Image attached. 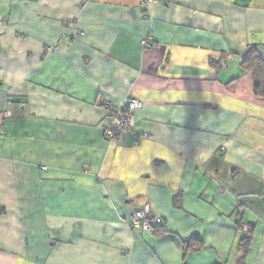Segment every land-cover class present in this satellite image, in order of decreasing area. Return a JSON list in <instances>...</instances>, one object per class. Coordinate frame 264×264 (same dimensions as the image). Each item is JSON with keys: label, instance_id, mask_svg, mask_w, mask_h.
Returning <instances> with one entry per match:
<instances>
[{"label": "crops", "instance_id": "1", "mask_svg": "<svg viewBox=\"0 0 264 264\" xmlns=\"http://www.w3.org/2000/svg\"><path fill=\"white\" fill-rule=\"evenodd\" d=\"M38 3L0 0V36L8 26L22 43L54 46L38 34L45 17L30 8ZM60 3L72 13L70 19L58 18L61 26L92 36L109 56L90 64L68 53L39 63L31 51L21 57L2 49L0 73H26L52 97L62 95L65 84L85 96L89 84L77 70L90 75L103 67L110 75L106 89L118 93L111 97L113 106L120 107L121 97L141 102L135 129L146 136L137 147L126 132L106 139L105 125L57 115L71 105L52 97L37 105L30 100L32 89L5 86L0 75V264H49L57 254L63 264H237L243 254L237 244L233 255L228 240L212 243L210 235L251 224L243 254L247 264L252 243L264 235V168L227 164L223 143L231 137L254 143L264 136V95L244 65L254 45L264 68V0ZM145 39L149 47L143 46ZM121 72L129 74L135 96L124 90ZM99 93L93 90L92 102ZM202 150H211L212 159L200 163ZM106 151L109 159L129 160L120 169L122 179L105 176L112 191L98 181L96 165L87 171L89 161ZM252 160L264 166V152ZM221 199L231 206L217 213L222 219L206 221L193 211L200 204L215 207ZM143 206L160 218L156 230L139 232L125 224ZM170 218L191 232L182 235ZM193 236L201 248L185 251L183 241Z\"/></svg>", "mask_w": 264, "mask_h": 264}, {"label": "clouds", "instance_id": "2", "mask_svg": "<svg viewBox=\"0 0 264 264\" xmlns=\"http://www.w3.org/2000/svg\"><path fill=\"white\" fill-rule=\"evenodd\" d=\"M8 5L5 4L4 8L7 9ZM69 7L67 4L60 3V0H40V3L30 5V8L39 10L41 15L45 19L40 21V32L38 34L43 35L46 39H49V44L54 46H49L47 49L41 47L39 44H34L30 40H25L23 43L18 36L13 35L14 29L12 27L5 26L4 31L5 35L0 36V50L10 49L13 54H20L23 57L26 52H33L35 56L39 59V63H43L45 59L49 56L55 55L61 57L68 53H74L81 60L87 59L88 63H95L96 57H108L109 53L102 49V46L90 35L80 34L74 35V29L68 27H62L58 22V18L67 17L71 18L72 13L65 12L63 9ZM221 18H217L219 22ZM67 33V34H66ZM70 37V39H68ZM157 51H161V48H158ZM71 66V65H70ZM76 69L74 66H71ZM77 70V69H76ZM77 72L84 77L89 84V95L81 96L77 91L69 92L68 89L70 85L65 84V91L62 95H57L52 97L50 95L51 91L42 90L43 85H37L36 82L29 77L26 73H0L2 75L5 86L11 87L12 89H32L30 93V100L37 105H43L49 97H52L55 100L62 101L71 105V108L68 110H59L57 115L63 113L64 115H72L74 118L79 117L81 120L87 119L92 124L106 125L112 120L115 122L114 117L105 116V111L113 106V101L111 97L118 96V93L115 89L107 88V82L110 79L109 71L103 67H98L97 70L91 72L90 75H85L82 72ZM121 83L124 85V90L132 92V95L135 96L136 93L132 91L133 85L128 82L129 74L126 72L118 73ZM99 88L100 93L97 95L95 102L93 101V90ZM111 94V96L109 95ZM23 95L24 93L21 92ZM120 111L123 112L125 107H131V103L124 100L121 97ZM102 106V107H101ZM83 109V111H79ZM119 114H117L118 116ZM103 117V119L101 118ZM228 129H223L222 131H227ZM113 135H119V132L111 129ZM137 136L141 135L139 131L135 133ZM226 153L223 157V160L227 164L240 163L245 164L246 167L250 168L253 171H259L264 166L256 165L252 160L253 155L256 152H264V136H261L257 142H248L247 140L240 137H231L224 141L223 143ZM204 155L203 159H200V154L197 155V160L200 163H204L212 159L211 150H202ZM84 150L81 149L80 153H83ZM89 153H92L89 151ZM109 152H103L99 154V159L94 161H89L90 167L87 168V171L91 170L93 165L97 166L98 181L104 185L108 191H112V185L105 183V176L109 175L113 182L120 177V169L127 167L129 164L128 159H121L112 157L109 159ZM98 156V154L96 153ZM111 174V175H110ZM218 183H223L222 180L217 181ZM139 190L129 191V197L134 196L135 192ZM232 199V197H229ZM223 207V212L227 213L230 209V205L223 199L218 202L215 207L209 208L207 205L200 204L199 209H193L203 216L206 221H211L213 219H222L223 217H217V213L220 212ZM158 211H166L165 209H158ZM169 223L174 229H178L182 235H187L191 232V228H185L182 224L177 223L175 220H169ZM205 225L197 224L195 227L203 228ZM235 228L236 226L233 225ZM138 228V227H137ZM246 229L239 228L237 231L229 233H221L219 235H210V242L215 243L216 241L228 240L231 247L227 250L230 251L233 255L238 254L236 249V241L240 232H244ZM243 245V241H240ZM252 252L247 255V264H257L258 260H264V235L259 236L252 243ZM241 248L239 251H242ZM49 264H63L62 258L59 254L54 255L50 258Z\"/></svg>", "mask_w": 264, "mask_h": 264}, {"label": "built area", "instance_id": "3", "mask_svg": "<svg viewBox=\"0 0 264 264\" xmlns=\"http://www.w3.org/2000/svg\"><path fill=\"white\" fill-rule=\"evenodd\" d=\"M155 0H144V3L154 2ZM2 18L0 17V23L2 22ZM143 46L149 47L148 39L142 41ZM127 102L131 103V107H125L123 112L120 111V107H109L108 116L114 117L115 122H110L105 125L103 134L106 139H112L116 135H113L111 129H114L121 132H126L132 137V145L137 147L140 143L141 138L145 137L144 133L137 136L135 133L137 130L135 129V114L139 108H141V102L135 98H129ZM117 114H119L117 116ZM125 224L134 230L139 232H150L153 231L161 224L160 218H158L155 214L150 212L148 206H143L142 208L134 210L127 220H125ZM138 227V228H137Z\"/></svg>", "mask_w": 264, "mask_h": 264}, {"label": "trees", "instance_id": "4", "mask_svg": "<svg viewBox=\"0 0 264 264\" xmlns=\"http://www.w3.org/2000/svg\"><path fill=\"white\" fill-rule=\"evenodd\" d=\"M259 58L256 55L255 46L251 45L248 49L247 56L244 61V65L246 68H249L254 76V88L260 92L262 95H264V68L263 66L260 67ZM247 230L245 231V234L241 236L237 243V248L240 250L243 249L241 252L246 251L248 244L251 239L252 235V229L253 225L248 224ZM158 228V227H157ZM155 228L154 230H156ZM240 241H243V245ZM184 250H199L201 248V243L198 236L190 237L183 241ZM243 254L237 259V264H243Z\"/></svg>", "mask_w": 264, "mask_h": 264}]
</instances>
